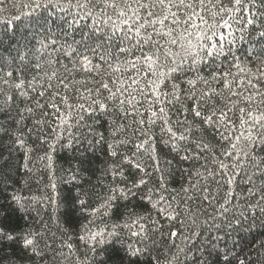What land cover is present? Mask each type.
<instances>
[{
	"label": "snow or ice",
	"instance_id": "1",
	"mask_svg": "<svg viewBox=\"0 0 264 264\" xmlns=\"http://www.w3.org/2000/svg\"><path fill=\"white\" fill-rule=\"evenodd\" d=\"M0 262L264 264V0H0Z\"/></svg>",
	"mask_w": 264,
	"mask_h": 264
},
{
	"label": "trees",
	"instance_id": "2",
	"mask_svg": "<svg viewBox=\"0 0 264 264\" xmlns=\"http://www.w3.org/2000/svg\"><path fill=\"white\" fill-rule=\"evenodd\" d=\"M245 235H247V234H245ZM235 238H237V239L239 238V237H238V234H235ZM249 239H250V237H249ZM10 251H11V250H6V254H9ZM0 264H6V262H0Z\"/></svg>",
	"mask_w": 264,
	"mask_h": 264
}]
</instances>
